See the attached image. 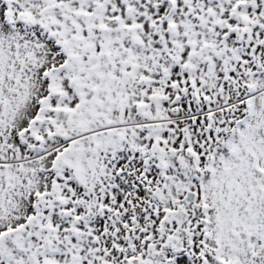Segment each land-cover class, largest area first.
<instances>
[{"label":"snow or ice","instance_id":"1","mask_svg":"<svg viewBox=\"0 0 264 264\" xmlns=\"http://www.w3.org/2000/svg\"><path fill=\"white\" fill-rule=\"evenodd\" d=\"M0 264H264V0H0Z\"/></svg>","mask_w":264,"mask_h":264}]
</instances>
